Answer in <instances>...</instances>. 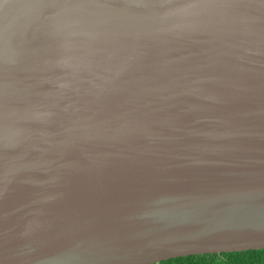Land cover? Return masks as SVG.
<instances>
[{
	"label": "water",
	"instance_id": "water-1",
	"mask_svg": "<svg viewBox=\"0 0 264 264\" xmlns=\"http://www.w3.org/2000/svg\"><path fill=\"white\" fill-rule=\"evenodd\" d=\"M264 250V0H0V264Z\"/></svg>",
	"mask_w": 264,
	"mask_h": 264
},
{
	"label": "trees",
	"instance_id": "trees-1",
	"mask_svg": "<svg viewBox=\"0 0 264 264\" xmlns=\"http://www.w3.org/2000/svg\"><path fill=\"white\" fill-rule=\"evenodd\" d=\"M156 264H264V250L179 257Z\"/></svg>",
	"mask_w": 264,
	"mask_h": 264
}]
</instances>
